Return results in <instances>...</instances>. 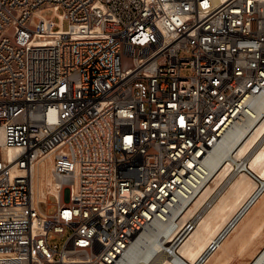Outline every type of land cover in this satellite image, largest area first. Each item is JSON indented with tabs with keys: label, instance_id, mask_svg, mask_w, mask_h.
I'll return each mask as SVG.
<instances>
[{
	"label": "built area",
	"instance_id": "built-area-1",
	"mask_svg": "<svg viewBox=\"0 0 264 264\" xmlns=\"http://www.w3.org/2000/svg\"><path fill=\"white\" fill-rule=\"evenodd\" d=\"M263 94L264 0H0V264H124ZM48 155L55 203L34 198Z\"/></svg>",
	"mask_w": 264,
	"mask_h": 264
},
{
	"label": "bare ground",
	"instance_id": "bare-ground-1",
	"mask_svg": "<svg viewBox=\"0 0 264 264\" xmlns=\"http://www.w3.org/2000/svg\"><path fill=\"white\" fill-rule=\"evenodd\" d=\"M256 105L258 117L236 123L213 151L208 163L211 169L208 182L181 203L176 214L177 225L152 224L129 247L123 257L124 264H229L235 254H243L264 235V191L248 208L242 207L257 183L246 170L236 173L245 161L243 158L248 157V168L262 178L264 185V94L256 100ZM14 153V149L5 151L10 157ZM53 167L51 155L33 167L36 201L50 203L48 193L66 197L64 190L58 191ZM231 219H235L234 226L224 238L217 240L216 236ZM180 235L182 242L176 243ZM212 241L218 245L213 251ZM173 250L178 253L175 261L167 256ZM248 264H264V244Z\"/></svg>",
	"mask_w": 264,
	"mask_h": 264
},
{
	"label": "crops",
	"instance_id": "crops-1",
	"mask_svg": "<svg viewBox=\"0 0 264 264\" xmlns=\"http://www.w3.org/2000/svg\"><path fill=\"white\" fill-rule=\"evenodd\" d=\"M264 244V235L243 254H235L229 264H248ZM255 254V255H254Z\"/></svg>",
	"mask_w": 264,
	"mask_h": 264
},
{
	"label": "rangeland",
	"instance_id": "rangeland-1",
	"mask_svg": "<svg viewBox=\"0 0 264 264\" xmlns=\"http://www.w3.org/2000/svg\"><path fill=\"white\" fill-rule=\"evenodd\" d=\"M65 27H67L68 26V22H65V25H64ZM184 73H189V71H185ZM49 189V188H48ZM48 191H50V190H48ZM48 195H49V193H48ZM49 198H50V200L53 202V203H55V197L54 196H49ZM56 210V205H52L50 208H49V211L50 212H54ZM56 242H59V244H62L63 243V240L62 239H57L56 240Z\"/></svg>",
	"mask_w": 264,
	"mask_h": 264
}]
</instances>
